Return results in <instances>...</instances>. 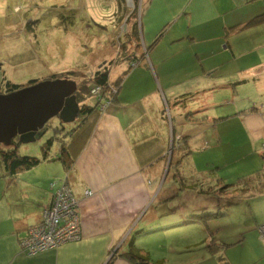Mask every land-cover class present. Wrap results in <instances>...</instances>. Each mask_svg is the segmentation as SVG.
<instances>
[{
	"label": "crops",
	"instance_id": "1",
	"mask_svg": "<svg viewBox=\"0 0 264 264\" xmlns=\"http://www.w3.org/2000/svg\"><path fill=\"white\" fill-rule=\"evenodd\" d=\"M261 15L264 0H146L138 25L143 56L135 54L137 65L128 72L122 70L126 73L120 78L113 105L92 122L89 138L73 151L71 168L66 172L61 163L57 167L53 160L43 161L10 177L0 162V264H106L110 259V264H132L122 254L131 246L137 247L142 235H151L160 226L198 233L187 244L178 243L181 248L174 250L178 256L182 249L199 251V264H212L211 260L224 251L226 244L220 241L216 245L212 234L202 235L201 225L207 226L214 218L195 217L214 213L219 193L206 192L213 188V178L191 168L189 176H185L189 184L169 195V190L165 191L159 183L155 185L149 171L159 172L161 165L154 164L160 163L161 156L163 160L170 134L177 141L185 139L190 151V144L204 142L208 121L215 116V111H208L201 101L197 109L183 115V121L179 116L178 122L170 119L167 123L164 108L180 96L178 90L209 98L213 91L221 93L223 89L226 95L230 94V99L221 104L231 105L230 113L222 115L220 121L229 127L234 125L229 130L232 140L238 142L241 138L250 149L244 151L246 158L252 157L258 169L246 177H254L264 167V160L259 157L264 145V103L256 102L251 107L248 103L244 107L243 103L236 104L234 98L238 89H254L249 81L255 82L264 74V20L246 26ZM189 113L195 114L193 118H204L196 124L197 120H186ZM166 124L170 129L168 136ZM175 124L183 130L176 131ZM70 131L71 136L78 133L74 131L72 135ZM227 132L223 135L227 136ZM51 137L53 134L50 136L47 130L35 157H41V145ZM60 142L67 149L68 145L70 149L75 145L71 139ZM159 145L157 149L155 146ZM59 148V143H54L52 150L58 153ZM19 150L20 145L18 153ZM47 162H52L53 169L49 164L43 166ZM185 166L188 167L186 163ZM64 178L79 201L81 239L27 256L19 244L49 206V184ZM196 182L204 187H198ZM262 183L264 178L255 183L259 194L264 193L259 192L264 187ZM87 191L90 196H85ZM220 194L228 197L224 192ZM172 203L178 204L170 206ZM167 206L170 210L160 213ZM140 222L151 230L139 229ZM262 223L264 217L257 219L255 226ZM191 236L180 237L184 240ZM244 238L241 236L238 243H245ZM190 242H203L205 247L191 250ZM262 260L264 256L258 262Z\"/></svg>",
	"mask_w": 264,
	"mask_h": 264
},
{
	"label": "rangeland",
	"instance_id": "2",
	"mask_svg": "<svg viewBox=\"0 0 264 264\" xmlns=\"http://www.w3.org/2000/svg\"><path fill=\"white\" fill-rule=\"evenodd\" d=\"M145 2L146 0H0V63L2 64L0 83L5 80L27 87L29 80L45 81L52 75L63 79L68 77L67 72L74 71L77 76L68 78L76 82L77 86L84 82L89 83L88 93L91 100H88V105H95L99 108L103 103L102 101L97 102L92 92L94 85L91 86L94 74L103 69L109 72L108 86L110 88L102 91L101 100H111L113 92L110 89L116 94L118 89L116 83L119 82L121 76L123 77L132 69L129 62L135 57L134 55L143 56L138 25ZM135 26L137 36L133 33ZM123 69L126 70L124 74ZM236 79L239 78L236 77ZM249 82L255 88L245 89V91H243L244 87L238 89L239 93L234 94L236 104L243 103L244 107H247L250 103L251 107L256 102L264 103V74L259 75L255 82L253 80ZM222 91L221 93L213 91L215 93L209 98L202 95L190 96L178 90L177 93H180V96L176 97L175 104L172 103L164 108L166 122L169 123L170 119L178 122L181 116L183 121V115L197 109L201 101L203 105H206L204 107L209 108L208 111H215L213 119L221 118L231 110V105H221L222 102L230 99V94L226 95L225 91ZM110 106L112 102L106 105V110ZM80 119L78 117L72 124H63L53 118L46 124V130H50V136L53 132V135L57 134L56 143L64 142L66 139L69 142L70 139L75 141L72 149L68 145L72 157L73 151L83 145L90 135L92 122H86L84 127L78 131L77 125ZM227 124L221 123L220 120L208 121V130L203 136L204 142L197 140L195 145L190 144L189 146L191 154L189 161L186 162L188 167L180 168L182 181L176 177L178 166L171 164H178L179 157L186 149V140L180 138V141H177L176 136L170 134V140H167L165 145L163 160L161 156L158 158L160 163L154 164L161 165L159 172L152 173L150 169V177L155 179V185L159 183L165 191L169 190V195H172L174 190L179 192V188L184 187L183 181L189 183L185 176H189L191 168L209 173L208 175L213 178V186L217 181L222 185H232V188L223 191L228 197L218 195L212 210L214 213L220 211L224 215L213 219L207 226L201 225L204 237L212 234L214 244H220V241L226 244L224 251L217 254L211 263L264 264L263 260L261 261L263 263L258 262L264 256V243L260 239L259 232L255 230L257 226H255V221L264 217V193L259 194L257 188L251 187H247V191H244L242 186L250 171L258 168L253 164L252 157L246 158L248 154L244 151H250V149L244 144L243 139L241 141L239 138L238 142L232 140L233 134L231 138L229 130L234 125L229 127ZM174 126L176 131L183 130L182 128L179 130L177 124ZM195 127L196 130L199 129L198 126ZM74 128L78 133L76 132L73 136L69 135L68 131ZM165 131L168 132V136L170 132L168 124H166ZM225 132L227 136L223 135ZM64 133L68 135L65 136ZM40 143V140L29 144L20 143L19 153L35 157L39 153L37 148ZM0 147L5 148L2 145ZM155 147L158 149L160 145ZM54 153L56 152L52 150L50 155H55ZM261 155L264 153L259 154L260 158H262ZM52 162L57 167L60 166L59 161ZM52 162H47L43 166L49 164L53 169ZM217 188V191L221 192L220 186ZM177 204L172 203L170 206ZM168 210L170 207H164L160 213ZM137 227L149 230L142 222ZM160 227L151 235H142L137 247L144 250L147 247L152 260L163 259L164 264H199L197 260L199 251L185 252L182 249L179 251L181 255L178 256L174 250L176 247L181 248L178 243L185 241L184 244H187L198 233L187 231V228L181 229V227L169 229L165 226ZM252 228L254 231L250 230ZM189 234L192 236L188 239L183 240L180 237ZM241 236L246 237L243 239L245 243H238ZM196 243H198L197 246L193 247ZM203 244V242H190L188 246L194 250L198 246L205 247Z\"/></svg>",
	"mask_w": 264,
	"mask_h": 264
},
{
	"label": "trees",
	"instance_id": "3",
	"mask_svg": "<svg viewBox=\"0 0 264 264\" xmlns=\"http://www.w3.org/2000/svg\"><path fill=\"white\" fill-rule=\"evenodd\" d=\"M264 20V15H261L258 18H255L254 20H252L251 22H249L248 24H246V26L253 24V23H258ZM136 26L133 28V33L134 36H137V31L135 30ZM135 58H132L131 62H137L136 60H134ZM130 62V64H131ZM2 69V64L0 63V71ZM66 75L68 77H76V73L74 71H70L67 72ZM67 77V78H68ZM56 79V76L52 75L51 78L46 79V80H53ZM3 80L0 83V94H6V93H10L13 91H16L18 89L23 88L22 86L18 85V84H13L10 81H5ZM36 82H39L37 80H30L27 83V86L29 85H33ZM120 83L121 80H119V82H117V88L120 87ZM77 84V83H76ZM89 83L87 84L86 82L80 84L79 86H77V92L75 94L76 97V101L78 103V105L81 108V111L79 112L78 117L82 119L80 125L78 126V129H82V127L85 125L86 122L91 121L94 122L98 116H100V111L98 109L97 106L95 105H88V100H91V98L89 97V87H88ZM94 85L93 87H98L99 89H101L103 92L107 91V89L110 88L109 85V72H107L106 70L103 69V71H98L94 74L93 79H92V83L91 86ZM115 98H113V101H115ZM195 114L189 113L186 116V120L188 121H192L195 122L196 120L199 122L201 121V119L203 118H193ZM222 118H218V119H213L212 121H217L220 120ZM76 129H72V131H70V134L72 133V135L75 133ZM54 134V132H53ZM56 135H53V137L47 139L42 145H41V150H42V154L41 157H34V156H28V155H20L18 153V145H19V141L18 139H14L12 145H10L9 147H5L0 148V162L2 164V167L5 171V173L7 175H9L10 177H14L17 174H19L20 172L32 169L36 166H38L41 162L43 161H59L61 163V165L63 166V168L66 170V172L71 168V161H73V157L71 156L69 150L59 141L57 143H59V151L58 153L55 154V157H49L51 151H52V147L54 146V143H56L57 139H56ZM264 146V145H263ZM177 152V151H176ZM181 152V151H180ZM178 152V153H180ZM262 152L264 153V151L262 150ZM175 154V152H174ZM190 154V151L188 150V145L186 143V149L182 152V156L179 157L178 160V164L176 163H172L171 165H177L178 166V171L176 173V177L182 181L183 177L181 176V170L180 168L183 167V165L186 163L188 155ZM262 159L264 160V155L261 156ZM183 163V164H182ZM180 171V173H179ZM245 182L242 185L243 186V190L245 191L247 187H251L254 188L257 185L255 184L256 182H260L261 179L263 180L264 178V167L256 173V175L254 177H245ZM59 181V180H58ZM53 182V181H52ZM189 183L183 181V186H187ZM198 187H204V185H202V183L200 182H196V184ZM262 185H264L262 183ZM217 186H220V191H217ZM217 188V189H216ZM232 188V185L230 184H226V185H222L219 181H217V183L213 186V188L210 189H206V192H209L210 190L213 191V193L215 194L216 192L223 193V191L226 189H230ZM260 191L259 192H264V187H260ZM216 190V192H214ZM243 193V191H242ZM218 206V205H217ZM224 215V213L220 212V211H216V213H213L211 215H202V216H197L195 217V219L198 220H205L207 218H220ZM28 232V231H27ZM27 236V235H26ZM25 236V237H26ZM48 251V250H47ZM45 252V251H44ZM42 253V252H41ZM39 254V253H38ZM122 257H124L125 259H127L128 261H130L132 264H164L162 260H157L154 261L149 257V254L146 250L138 248V247H133L131 246L130 249L122 254ZM111 263V259L106 263V264H110Z\"/></svg>",
	"mask_w": 264,
	"mask_h": 264
},
{
	"label": "water",
	"instance_id": "4",
	"mask_svg": "<svg viewBox=\"0 0 264 264\" xmlns=\"http://www.w3.org/2000/svg\"><path fill=\"white\" fill-rule=\"evenodd\" d=\"M76 92V82L56 78L0 94V145L9 147L16 138L21 144L41 140L53 118L72 124L81 111Z\"/></svg>",
	"mask_w": 264,
	"mask_h": 264
},
{
	"label": "built area",
	"instance_id": "5",
	"mask_svg": "<svg viewBox=\"0 0 264 264\" xmlns=\"http://www.w3.org/2000/svg\"><path fill=\"white\" fill-rule=\"evenodd\" d=\"M111 100H101L102 90L94 87L92 92L97 102L102 101L98 108L100 113L106 110V105L113 103L114 90ZM264 151V146L263 149ZM52 198L48 207L41 215L40 222L27 232V236L20 242V250L27 256L56 249L59 246L76 242L81 239V220L79 203L66 179L53 181L49 184ZM90 192H85V196ZM260 239L264 243V223L258 227Z\"/></svg>",
	"mask_w": 264,
	"mask_h": 264
},
{
	"label": "clouds",
	"instance_id": "6",
	"mask_svg": "<svg viewBox=\"0 0 264 264\" xmlns=\"http://www.w3.org/2000/svg\"><path fill=\"white\" fill-rule=\"evenodd\" d=\"M137 65V62H131V64H130V62H129V66L131 67V68H134L135 66ZM118 90V89H117ZM117 93V92H116ZM116 95V94H115ZM115 95H114V97H115ZM113 103H114V101H113ZM113 103H112V105H113Z\"/></svg>",
	"mask_w": 264,
	"mask_h": 264
},
{
	"label": "flooded vegetation",
	"instance_id": "7",
	"mask_svg": "<svg viewBox=\"0 0 264 264\" xmlns=\"http://www.w3.org/2000/svg\"><path fill=\"white\" fill-rule=\"evenodd\" d=\"M45 130H46V129H45ZM46 132H47V130L45 131V133H46ZM44 136H45V135H44ZM44 136H43V137H44Z\"/></svg>",
	"mask_w": 264,
	"mask_h": 264
}]
</instances>
